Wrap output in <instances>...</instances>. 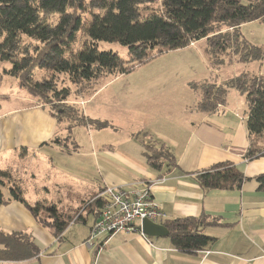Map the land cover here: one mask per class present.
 Instances as JSON below:
<instances>
[{"label": "crops", "instance_id": "1", "mask_svg": "<svg viewBox=\"0 0 264 264\" xmlns=\"http://www.w3.org/2000/svg\"><path fill=\"white\" fill-rule=\"evenodd\" d=\"M250 22L239 26L241 33L257 21ZM170 51L188 62L189 56H198L199 81L210 75L212 68L200 47ZM194 80L186 83L192 92L186 106L179 98H166L167 92L156 95L162 100L159 104L142 90L140 98L118 103L110 98L67 99L83 101L80 108L86 116L107 122L102 128L82 125L97 139L90 145L76 141L70 135L72 128L52 118L48 110L39 112L47 117L39 124L34 116L16 122L26 106L0 113V153L8 158L23 149L18 168L11 160L0 164V170L21 186L25 202L55 204L59 211L77 212L75 218L80 215L55 234L23 202L10 197V181L0 180L4 197L11 198L0 205V229L27 232L39 249L35 257L0 264H264V190L256 180L264 173V155L259 153L264 151V141L248 131L249 109L243 94L229 89L224 102L203 111L197 107ZM19 98L29 99L23 94ZM8 113L16 116L10 128L3 124ZM146 145L166 153L157 159V167L150 164ZM251 151H256L254 156ZM221 162L241 171V186L202 188L194 175ZM139 182L151 185V198L164 212V221L203 217V232L214 238L207 248L189 254L176 249L168 235L149 237L138 229L100 237L88 247L85 242L98 206L89 212L84 202L91 204L106 185L132 188Z\"/></svg>", "mask_w": 264, "mask_h": 264}, {"label": "trees", "instance_id": "2", "mask_svg": "<svg viewBox=\"0 0 264 264\" xmlns=\"http://www.w3.org/2000/svg\"><path fill=\"white\" fill-rule=\"evenodd\" d=\"M152 1L0 0V61L9 64V67H3L2 73L15 77L28 94L50 104V108L58 112V118L50 110L49 113L58 122H66L69 129L78 125L102 128L108 125L106 121L86 116L76 103L66 105L69 87L57 88L54 79L56 74H65L70 83L80 84L102 75L115 77L132 69L126 67L125 61L113 50L101 49V41L127 46L130 61L138 62L151 58L153 52L159 54L183 48L191 40L203 38L208 41L207 52L213 54L209 57L213 58L216 53L227 54L231 48L238 63L264 59V50L237 30L242 23L264 17V0H161L156 8L143 7ZM89 8L100 11H89ZM84 14L89 15V20ZM53 16L56 17L54 23L49 21ZM228 27L234 28L232 33L224 29ZM78 33L86 36L87 41L73 49ZM23 36L29 39L27 44L22 43ZM39 69L46 72L40 75L41 78L36 77ZM205 85L204 89L196 84L192 86L199 92V109L214 110L225 101L227 90L234 88L245 95L248 103L249 133L262 135L263 76L248 78L247 72H243L221 85L214 82ZM146 146L150 164L157 167L160 163L157 159L166 157V153L159 147ZM251 152V156L256 153ZM259 153L264 155L262 150ZM0 175L8 177V173L1 170ZM194 177L204 189L239 188L244 179L238 168L224 162L199 171ZM256 180L259 188L264 190V173ZM9 193L55 234L61 233L70 221V216L59 211L55 204L37 202L29 205L17 183H12ZM11 198H5L0 188V205ZM88 202L84 205L90 207L89 212L94 211V205L99 207L101 204L99 199H93L91 204ZM162 222L168 229L172 245L182 252L198 253L214 239L203 232L202 226L206 223L203 217L184 216ZM38 253V247L27 232L0 229V261L25 260Z\"/></svg>", "mask_w": 264, "mask_h": 264}, {"label": "rangeland", "instance_id": "3", "mask_svg": "<svg viewBox=\"0 0 264 264\" xmlns=\"http://www.w3.org/2000/svg\"><path fill=\"white\" fill-rule=\"evenodd\" d=\"M160 2L161 0H153L149 4L147 3L148 5H144L143 7L148 9L152 7L156 8L160 5ZM88 10L97 12L100 11L98 9L91 8ZM86 16L87 20H89V15H85L84 18H86ZM49 21H52L53 23L56 22V17L53 16L51 19H49ZM256 21L257 22L254 24L248 25L242 29V33L244 35L240 32L239 27L236 29L243 35L244 38L246 37L245 39L264 50V17L261 20L257 19ZM250 23L253 22L251 21ZM224 29H228V31H231V33L234 30L232 27ZM85 41H87L86 36H84L82 33H78L75 42H73V49L80 47ZM28 42L29 39L23 36L22 43L27 44ZM32 42L35 43L36 41ZM188 45L191 47L194 45L200 47L207 59L209 66L212 68L210 75L204 80L199 81L198 79L201 76V62L196 55L189 56L190 61L188 62L185 59V56L181 55L178 57V54L169 50L163 51L159 54L153 52V56L151 58L145 59L141 62L135 61L133 59L130 61V55L128 54L129 51L127 46L121 45L117 42L108 41H101L99 44L100 48L113 50L115 53H117L125 61V66H130V68H132L130 71L118 74L115 77L102 75L95 80L86 83H80L82 85L79 83H70L67 75L65 74H56L54 79L57 84V88H62L65 86L69 87L70 94L67 96L68 100L69 98H110V102L112 101L113 103H118L123 98H140L139 93L142 90L147 93V96L155 98V101L159 104L162 103V100H157L156 95L167 92L166 98H179L181 104L186 106V101L188 102V98H191L192 96V92H190L186 86L187 81L190 79H195L194 82H197L195 83L197 85L196 87L202 89L204 86H207L205 84L213 82L216 85H221L222 83L229 81L230 78H233L243 72H247L248 78L254 77V75L264 77V59L238 63L236 61L235 53L231 48L228 49L229 51L227 54L216 53L214 54L213 58L209 57L213 54L210 53L209 50V53L207 52V49L209 48L206 38L200 40H191ZM32 46L33 44H31V47ZM212 64L214 66H212ZM3 67L7 68L9 67V64L0 61V113L26 106L20 109L21 117L16 119V122L19 124L23 123V117L31 118V116H34L36 122L39 124V121L42 117L47 118L46 115H42L39 112H48L47 110L53 112V114L57 117L58 112L51 109L50 104H47L41 98H34L32 95L28 94L25 88L20 86L19 81L15 77L6 73H2ZM43 72H45L43 69H39L36 73V77L41 78L40 75L43 74ZM221 75H224V77ZM193 85L194 84H192V86ZM229 89L227 90L226 94H228ZM21 94L25 95V98L29 99H21L23 97L19 98V95ZM243 96L245 95L243 94ZM34 99L36 100L35 102H29V100ZM65 102L66 105H68V101L65 100ZM82 102L83 101H80V103ZM80 103L76 102V104L81 106ZM188 107H190L189 103ZM48 114L54 118V116H52L49 112ZM14 118H16V116L13 113H8L3 119L4 126L6 128H10L15 122ZM27 125H31V123H28ZM76 127L77 126H74L71 130L72 132L70 133V135L75 136L76 141H79L83 145H90L92 142L97 141L94 136L90 135L91 132L89 129L82 127V125L80 127ZM255 137L259 138L260 141H264V132L262 135ZM67 142L69 143L70 141L67 140ZM22 150H18L17 156L12 155L8 158L4 157V153H0V164H3L4 161L8 162L13 160L15 168H18V165L21 164ZM2 179L11 182L12 178L10 176L6 177L0 175V180ZM76 213L73 211L71 213L66 212V214L70 216V220L75 218ZM43 217L47 218V215L43 213Z\"/></svg>", "mask_w": 264, "mask_h": 264}, {"label": "built area", "instance_id": "4", "mask_svg": "<svg viewBox=\"0 0 264 264\" xmlns=\"http://www.w3.org/2000/svg\"><path fill=\"white\" fill-rule=\"evenodd\" d=\"M150 186L147 182H139L132 188L104 186L94 198L101 204L97 207L98 216L89 230L86 245L91 247L95 239L118 231H135V223L143 218L161 223L165 214L152 200Z\"/></svg>", "mask_w": 264, "mask_h": 264}, {"label": "water", "instance_id": "5", "mask_svg": "<svg viewBox=\"0 0 264 264\" xmlns=\"http://www.w3.org/2000/svg\"><path fill=\"white\" fill-rule=\"evenodd\" d=\"M137 229L145 236L156 237L168 235V229L163 223L154 222L148 218H143L139 222Z\"/></svg>", "mask_w": 264, "mask_h": 264}]
</instances>
